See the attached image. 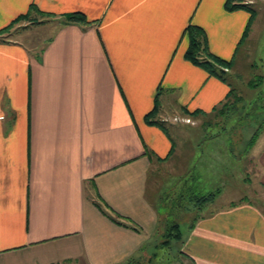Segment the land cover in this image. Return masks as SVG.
Instances as JSON below:
<instances>
[{
  "label": "crops",
  "instance_id": "obj_1",
  "mask_svg": "<svg viewBox=\"0 0 264 264\" xmlns=\"http://www.w3.org/2000/svg\"><path fill=\"white\" fill-rule=\"evenodd\" d=\"M225 2L0 0V30L32 4L53 16H33L41 43L0 38V264L147 262L162 215L149 174L178 152L163 122L211 114L233 89L184 58L191 23L235 65L250 15ZM76 12L89 24H65ZM157 95L161 127L145 120ZM260 130L251 176L264 188ZM213 153L208 172L222 177L226 153ZM184 248L191 264H264V204L230 200L193 223Z\"/></svg>",
  "mask_w": 264,
  "mask_h": 264
},
{
  "label": "rangeland",
  "instance_id": "obj_2",
  "mask_svg": "<svg viewBox=\"0 0 264 264\" xmlns=\"http://www.w3.org/2000/svg\"><path fill=\"white\" fill-rule=\"evenodd\" d=\"M248 2L256 11V17L235 65L232 62L231 67L223 71L241 102L229 107L222 104L208 115H190L186 125L183 123L186 119L163 122L175 140L177 149L173 152H178L149 174L147 196L162 214L157 238L168 229L166 222H171L179 226L180 239L171 238L169 247L150 251L152 255L147 264H191L184 253V240L194 222L227 207L230 200L236 198L254 199L264 204V188L251 176L254 163L250 159V149L264 126V0ZM26 22L15 24L5 34L17 30L14 35L29 44L41 43L48 37L49 33L39 31L36 25L32 28L33 25ZM218 139L225 140L226 146H216L214 142ZM217 149L226 153L223 165L217 170L222 171V177L208 172V161L215 157L212 153ZM253 192H256L255 197L251 196ZM210 194H214L213 199L201 207L192 201L193 197L195 200Z\"/></svg>",
  "mask_w": 264,
  "mask_h": 264
},
{
  "label": "trees",
  "instance_id": "obj_3",
  "mask_svg": "<svg viewBox=\"0 0 264 264\" xmlns=\"http://www.w3.org/2000/svg\"><path fill=\"white\" fill-rule=\"evenodd\" d=\"M248 1H251V0H226L225 2V9L227 11L245 10L249 13L250 17H249V22L247 24V27L245 29L244 40L246 39L247 34L251 28V25L254 22V19L256 17V11L251 7V4ZM32 14L33 16H38L41 18L53 17L50 14L40 12L35 7V5L32 4L31 7L29 8V11L26 14L18 16L15 20L11 22V24H9V26L0 30V37L3 36L15 24L21 21H24V20L27 22H30L32 25H36V24L38 25V24L44 23V22H38L37 18L33 17L32 19ZM63 21L65 22V24L67 23H76L80 25L89 24L86 17L82 13H78V12L65 16ZM183 36H186L187 41H188V46L184 53L185 60H187L188 62H190L191 64L197 67H200L205 72H207L209 75L215 76L223 81H226L223 71H224V68L231 67L232 61L223 60L210 52L208 48L205 32L200 27L189 23L183 32ZM230 99H232L231 102H230ZM239 102H241V98H239L236 92L233 89H231L229 91L226 101L223 103L222 106L229 107L233 103L235 104ZM157 108H158V95L155 98V105H154L153 110L145 116V120L150 125H158L159 127H161L162 123L160 121L152 120ZM196 113H192L190 115L192 116V115H195ZM213 195L214 194H210L208 196L196 198L195 199L196 201L194 200V197H193L192 201L197 206L201 207L203 206L204 203L211 201L213 199ZM97 207L100 209V211L104 215H106L113 222L119 225L125 226V224H123L119 220L120 218L113 211H110V212L106 211L102 209L100 205H98ZM160 222H161V215L158 217V224H160ZM166 224L168 225V229L165 231L164 234L158 236L156 243L153 246V250L169 247L171 238L175 240L180 239L179 226L171 222L170 223L166 222ZM66 263H71V261H65L61 264H66ZM125 264H147V262L144 263V261L141 258H138V259L133 258V259H129Z\"/></svg>",
  "mask_w": 264,
  "mask_h": 264
},
{
  "label": "built area",
  "instance_id": "obj_4",
  "mask_svg": "<svg viewBox=\"0 0 264 264\" xmlns=\"http://www.w3.org/2000/svg\"><path fill=\"white\" fill-rule=\"evenodd\" d=\"M185 122H189V120L188 119H186V120H184Z\"/></svg>",
  "mask_w": 264,
  "mask_h": 264
}]
</instances>
